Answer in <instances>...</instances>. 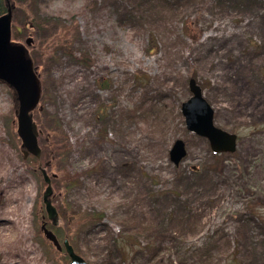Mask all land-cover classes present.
<instances>
[{
	"label": "rangeland",
	"instance_id": "374dc122",
	"mask_svg": "<svg viewBox=\"0 0 264 264\" xmlns=\"http://www.w3.org/2000/svg\"><path fill=\"white\" fill-rule=\"evenodd\" d=\"M33 2L41 27L14 0L12 39H34L33 118L57 174L58 240L88 264H264V0ZM191 78L215 124L237 134L234 153L213 155L185 128ZM13 106L0 83V264H69L40 229L43 181L21 157ZM176 138L187 149L178 165ZM83 212L102 220L79 226Z\"/></svg>",
	"mask_w": 264,
	"mask_h": 264
},
{
	"label": "water",
	"instance_id": "95a60500",
	"mask_svg": "<svg viewBox=\"0 0 264 264\" xmlns=\"http://www.w3.org/2000/svg\"><path fill=\"white\" fill-rule=\"evenodd\" d=\"M4 3L6 12L0 14V81L5 83L14 95L16 133L21 141L20 150L23 159L25 160L28 155L39 158L41 152L38 145L39 131L37 124L33 121L32 111L39 104L41 83L27 50L33 39L27 37L24 43L10 40L13 4L11 0H4ZM188 85L190 97L182 101L180 105L185 128L200 137L207 138L209 148L213 153L234 152L236 136L227 130L214 126L213 108L202 95L201 87L195 83L193 78L188 81ZM169 150L170 161L177 165L186 154L185 142L176 139ZM42 177L46 184L42 194L46 218L52 224H56L58 214L52 204L51 179L44 170H42ZM41 229L45 239L51 241L56 249L60 250L61 244L54 233L47 230L45 225H42ZM62 245L69 258V264H87L83 258L75 253L68 240L63 239Z\"/></svg>",
	"mask_w": 264,
	"mask_h": 264
},
{
	"label": "trees",
	"instance_id": "16d2710c",
	"mask_svg": "<svg viewBox=\"0 0 264 264\" xmlns=\"http://www.w3.org/2000/svg\"><path fill=\"white\" fill-rule=\"evenodd\" d=\"M26 5L29 7V15L26 16V19H30L31 20V24L32 26H34L35 28L37 27H41L40 23H39V19L38 17L34 16L35 14V9L37 8L35 3L33 2V0H27ZM15 8V7H14ZM5 7H4V0H0V13H3L5 11ZM16 9V8H15ZM14 9V10H15ZM30 23V21H29ZM60 48H62V50L69 56L71 57V59H76L78 62H80L81 64H89L90 60L88 58V56L84 53L81 52V55L76 57V53L75 50L73 48V50L70 48V46L67 44V42H63L62 45H59ZM101 87H105L106 83H101L100 84ZM58 149L60 154L67 156V154L70 152L69 149H71V144L69 143V139L68 138H62L60 140V142L58 143ZM33 164L36 163L37 159L31 158ZM61 178L64 179L66 178L67 181H69V183H72L74 181H76V177L74 176H70L69 174H61ZM92 220L94 221H101L102 220V213H97V214H91V216L89 215H85V213H80L78 215V219L76 221L77 225L81 226V225H85L88 222H91ZM50 227V226H49ZM48 227V228H49ZM69 234H66V236H68ZM58 237H60V234H57ZM69 237V236H68ZM128 242L130 241L129 239H125Z\"/></svg>",
	"mask_w": 264,
	"mask_h": 264
},
{
	"label": "flooded vegetation",
	"instance_id": "af4514ba",
	"mask_svg": "<svg viewBox=\"0 0 264 264\" xmlns=\"http://www.w3.org/2000/svg\"><path fill=\"white\" fill-rule=\"evenodd\" d=\"M40 111L42 110V109H39ZM42 131V130H41ZM41 161V160H40ZM47 162V160L44 162V163H42V161H41V166H44V167H49V164H50V162H48V163H46ZM37 164H38V162H37ZM37 164H36V167H37ZM38 165H40V164H38ZM38 168V167H37ZM39 170H40V167L38 168ZM47 171H48V169H47ZM63 250V249H62Z\"/></svg>",
	"mask_w": 264,
	"mask_h": 264
}]
</instances>
